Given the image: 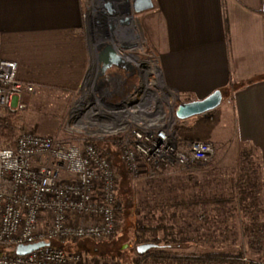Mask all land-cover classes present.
<instances>
[{"label":"built area","instance_id":"2783aa9c","mask_svg":"<svg viewBox=\"0 0 264 264\" xmlns=\"http://www.w3.org/2000/svg\"><path fill=\"white\" fill-rule=\"evenodd\" d=\"M129 1L132 7V0ZM92 2L86 9L90 39L93 31L106 37L116 25L127 26L130 20L128 23L120 20L129 19L130 12L136 18L132 9L121 12L115 9L117 2L109 0L113 11L108 12L102 5L98 11L103 18L101 12L107 16L106 25L105 18L104 21L94 18L91 23ZM143 59L154 61L161 75L158 55ZM127 61L137 67L139 80L118 101L107 102L106 89V94L95 93L99 101L86 103L77 120L71 116V110L80 95L69 109L63 134L26 131L12 146H0V264H112L58 243L69 239L101 241L117 230L122 211L119 171L115 157L99 142L106 141L115 147V154L132 183L153 178L166 169L189 171L214 160L216 148L212 142L180 141L176 126L181 120L175 116L179 100L165 86L162 75L164 88L172 93L168 107L151 96L150 88L139 90V68L135 62ZM16 67V62L0 58V126L8 124L7 120L2 122L3 117L25 109L24 95L36 91L35 84L16 77ZM119 78V74L115 76L116 87L123 84ZM40 241L46 244L23 255L15 252L19 244ZM239 259L245 264H264L261 258Z\"/></svg>","mask_w":264,"mask_h":264},{"label":"crops","instance_id":"0c3cea01","mask_svg":"<svg viewBox=\"0 0 264 264\" xmlns=\"http://www.w3.org/2000/svg\"><path fill=\"white\" fill-rule=\"evenodd\" d=\"M89 1L0 0V58L16 62V77L36 91L74 95L91 62ZM152 2L136 17L157 52L165 86L183 102L222 91L214 110L217 122L228 123V144L217 142L210 164L234 167L244 147L257 169L264 217V0Z\"/></svg>","mask_w":264,"mask_h":264},{"label":"rangeland","instance_id":"374dc122","mask_svg":"<svg viewBox=\"0 0 264 264\" xmlns=\"http://www.w3.org/2000/svg\"><path fill=\"white\" fill-rule=\"evenodd\" d=\"M124 1L130 3L129 0ZM117 6L121 12L130 11V7L124 4H117ZM135 19L137 21H131L128 27H118L114 32L110 31V35L106 33L104 36H111L119 48L125 51L131 49L135 52L134 47L138 46L139 41V27L143 42L142 47L137 48L136 52L141 59L147 55L157 56L156 50L144 34L142 29L144 26L140 24L137 17ZM131 27L133 31L130 30ZM128 30L131 36L126 35ZM93 32L91 35L94 34ZM104 38L98 39L95 32V35L91 36V43L92 40H97L98 43ZM105 41L112 44L110 40ZM103 42H99L96 46L97 55L105 45ZM99 67L100 64H98L95 81L96 85L101 83L108 90L109 96L104 97L107 102L118 101L124 91L139 80L137 67L134 65L131 74L124 69L122 72L117 67L112 69L108 67L105 72L100 73ZM89 71L90 66L83 81V90L81 88L75 96L58 95L52 91H35L33 94L24 95L22 100L26 104L25 109L15 115L5 116L8 124L2 125L15 132L13 143L21 133L26 131L48 135L63 134L71 105L76 97L82 94V98L85 97L84 91ZM118 74L119 80H123L120 87H116L118 83L114 80ZM100 92L95 91L97 96L101 95ZM84 100H87V97ZM218 116V112L212 109L189 118L187 123L182 125L178 123L176 126L178 137L180 139L199 138L210 141L216 146L218 141L219 145H227L228 123L222 118L217 122ZM99 145L115 157L119 171L118 196L122 211L118 215L117 230L112 237L101 241L69 239L58 243L67 248L79 249L85 254L89 253L112 264H202L198 261L191 262V259L222 253L228 257H235L242 253L241 257L264 259V242L262 241L264 217L261 215L259 200L255 205L248 203L249 198L245 203L239 200L238 184L243 171L238 166V158L233 160L234 164L237 163L234 167L226 166L222 170L213 169L211 164L189 171L175 167L166 169L153 178H141L132 183L120 164L118 155L115 154V147L106 141L99 142ZM154 201L167 203L184 201V203L178 207L163 206L158 209L145 207V204L152 205ZM157 225L161 226L158 237L162 239L167 234L169 245L161 240L158 246L143 254L136 252L135 247L140 243H155L141 241L138 235L141 231ZM145 237L149 235L146 234ZM154 257H156L155 261Z\"/></svg>","mask_w":264,"mask_h":264},{"label":"bare ground","instance_id":"6f19581e","mask_svg":"<svg viewBox=\"0 0 264 264\" xmlns=\"http://www.w3.org/2000/svg\"><path fill=\"white\" fill-rule=\"evenodd\" d=\"M117 3L115 5V9L118 10V6L117 4H124V6H129L130 7V11L132 9L131 4L129 3H125L124 0H115ZM100 2L101 0H97L96 3H92V11L90 13V18H91V22L94 18H99L100 20L104 21L105 18V25L107 23L108 20H106L107 16L101 12L104 16V18L100 15V13L98 12L100 9ZM130 2V1H129ZM121 6V5H120ZM130 16H133L131 14V12L129 13ZM130 19V18H129ZM101 21L103 24L104 22ZM130 24H128L125 27H128ZM118 27H122L121 24L120 25H116L113 32L115 30H117ZM131 31H133L132 27L130 29ZM130 30H128V32L126 31V35L130 34ZM94 34L91 36L95 35V32H93ZM108 34L110 35V31H108ZM131 36V35H129ZM138 37H139V41H138V46L134 47L135 48V52L131 51V49L129 51H125L121 48H119V46H117V44L112 40L111 36H107V37H101V35L97 34V38L98 39H103V41L105 40H110L112 42V47L117 50L118 52H120L121 56L127 58L126 60H130L133 61L137 64L138 68H139V75L141 77V85L139 87V90H145L150 88L151 91V96L153 98L157 97L161 102L164 103V105L166 107H168V100L172 99V93H170L169 91H167V89L164 88V85L162 83L161 80V75L159 73V69L157 67V64L154 61H151L150 59H141V57L139 56V54L136 52L137 48H141L142 47V42H143V36H142V32L138 27ZM137 37V39H138ZM102 40H99V42H103ZM97 43V40H92L91 43V62H90V71H89V75L87 76V80H86V86H85V97L82 98V95L76 100L75 104L72 107L71 110V116L73 117V119H77L78 117L81 115L79 114V111L82 109L84 110L85 108V104L86 103H90V100H92V98L94 99L93 101H99V98H97L95 96V91L99 90L101 91V94H106V90L105 87L103 86V84L100 85H96V75L98 72V56L97 55V49L96 46L99 45ZM153 75V77L151 78L150 76ZM86 77V76H85ZM85 80V79H84ZM84 84V82H83ZM82 90H83V85H82ZM89 96H88V95ZM87 97V100H84ZM81 98V100H80ZM84 100V101H82ZM89 101V102H88Z\"/></svg>","mask_w":264,"mask_h":264},{"label":"water","instance_id":"95a60500","mask_svg":"<svg viewBox=\"0 0 264 264\" xmlns=\"http://www.w3.org/2000/svg\"><path fill=\"white\" fill-rule=\"evenodd\" d=\"M104 8L108 12H112L113 8L109 1L103 4ZM152 0H132V10L134 13H140L142 11L152 8ZM121 22L128 23V17L120 20ZM98 64H100V73L105 72L108 67L115 66L117 68H122L131 74L133 65L131 62L125 60L118 52L115 50L110 43H107L101 49L98 56ZM222 100V91L217 89L201 99L190 100L187 102L178 101L175 108V116L184 120L192 116L200 115L204 112L216 108ZM46 243L43 241L32 243V244H19L15 247V252L17 254L23 255L29 253L30 251L37 249ZM157 244L151 242L140 243L137 245L136 250L139 254H143L147 250L156 247Z\"/></svg>","mask_w":264,"mask_h":264},{"label":"trees","instance_id":"16d2710c","mask_svg":"<svg viewBox=\"0 0 264 264\" xmlns=\"http://www.w3.org/2000/svg\"><path fill=\"white\" fill-rule=\"evenodd\" d=\"M224 92V91H223ZM226 92V91H225ZM7 117H3L2 121H5ZM188 119H184L180 121V124L187 123ZM179 124V125H180ZM15 137V132L11 129H8L7 127H0V146L2 147H10L13 144V139ZM180 139V138H179ZM187 140V138L180 139V141ZM5 143V144H4ZM241 158L239 161L241 162L242 171L243 173L240 176V184H238V193H239V200L243 203L247 202V199L249 198L251 205H255L257 202V190H258V177H257V169L255 168V165L252 164L249 159L248 153L246 152L245 148L243 147L241 149ZM184 201H177L173 203H167L164 201H154L152 205L145 204V207L147 208H153L158 209L164 207H178L181 204H183ZM161 230V226L157 225L154 227H150L147 230L141 231V233L138 235L139 239L141 241H153L157 244L161 243V240H164L163 242H166L167 245H169L168 242V235H164L162 239L158 237V231ZM146 234L149 235V237H145ZM242 253H239L238 256H230L222 254H216L214 255H205L198 259H191L192 261H198L202 264H210L211 262H214L216 264H222L229 263V264H243L238 257H241ZM156 260V257L153 259Z\"/></svg>","mask_w":264,"mask_h":264},{"label":"flooded vegetation","instance_id":"af4514ba","mask_svg":"<svg viewBox=\"0 0 264 264\" xmlns=\"http://www.w3.org/2000/svg\"><path fill=\"white\" fill-rule=\"evenodd\" d=\"M96 1H97V0H93L92 3L94 4V3H96ZM106 1H109V0H101V2H100V6H101V5L103 6V4H104ZM93 4H92V5H93ZM91 8H92V7H91ZM112 68H115V66H111L109 69H112ZM118 70H120V71L123 72V69L118 68ZM105 74H106V73H105Z\"/></svg>","mask_w":264,"mask_h":264}]
</instances>
